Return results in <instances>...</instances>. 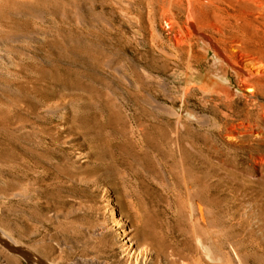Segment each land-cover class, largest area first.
I'll list each match as a JSON object with an SVG mask.
<instances>
[{"label": "rangeland", "instance_id": "rangeland-1", "mask_svg": "<svg viewBox=\"0 0 264 264\" xmlns=\"http://www.w3.org/2000/svg\"><path fill=\"white\" fill-rule=\"evenodd\" d=\"M0 2V192L14 186L17 176L27 188L23 198L0 197V239L28 246L57 264H121L115 233L96 232L106 220V191L143 244L150 240L142 233L145 218L137 200L135 208L130 202L133 189L141 197L146 183L161 193V206L173 219L172 200L181 184L172 171L189 179L190 163L205 156L210 172H252L258 144L264 150V137L253 129L254 99L249 92L228 98L203 88L200 72L211 66V55L194 42V32L195 39L188 35L187 20L192 14L202 29L236 45L235 57L254 68L259 43L253 41L252 24L264 25V0H129L124 13L103 0ZM130 15L137 20L128 21ZM224 78L232 88L239 85L231 68ZM107 101L122 107L130 120L126 128L146 121L155 137L178 138L181 151L169 144L173 160L160 162L151 154L150 165L116 168L106 158L97 161L88 135L76 129L67 134L59 126L95 109L115 144L122 124L107 122ZM172 108L181 119L166 114ZM15 137L24 160L17 169ZM141 199L147 202L146 196ZM213 236L216 244L225 238L222 231ZM241 254L247 260L243 249Z\"/></svg>", "mask_w": 264, "mask_h": 264}, {"label": "bare ground", "instance_id": "bare-ground-1", "mask_svg": "<svg viewBox=\"0 0 264 264\" xmlns=\"http://www.w3.org/2000/svg\"><path fill=\"white\" fill-rule=\"evenodd\" d=\"M103 2L114 5L122 13H124L125 7L130 4L129 0H103ZM4 3L7 4V2ZM194 17L195 16L191 14L188 20L186 19L188 28L187 33L191 38H196L194 42L197 46L208 55H211L208 61L212 63L211 66L204 68L203 73L200 72V78L203 80V88L214 92L217 90V92H222L223 96H227L228 98H240V96H243L239 94L240 92H249L254 99V109L251 111L254 116V133H256L258 137H264V25L257 23V21H252V25L256 28V35L254 37H257V40L255 41L254 39L253 41L255 44L258 42L260 45L258 44L256 47L257 55L254 58L256 66L250 68L243 65L241 60L238 59L239 57H235L236 45L224 43L225 41L223 42L221 39H218L215 34L205 31L204 27L202 29V26ZM260 17L264 16L261 14ZM136 20V16L130 15V20L128 21L135 22ZM78 22L80 23L79 20ZM249 26L251 27V25ZM193 32L196 35L195 38ZM203 57H205V54ZM228 68L234 71L238 79L239 85L237 87L232 88L224 78V73L227 72ZM237 94L239 95L237 96ZM116 102L117 101H115V103ZM115 103L107 101L103 105V112L107 115L108 119L107 122L110 125L114 123L122 124L121 134L117 133L121 135L120 139L118 138L119 140H117L118 142L115 141V144L112 142L114 138L111 139L106 133V127L103 124L104 122H101L100 115L97 113L98 110L95 112L94 108L93 111L90 109L91 111L82 112L83 114L81 116L77 115L78 118L74 121L65 120L64 123H61L59 128L66 132H71L76 129L79 133L82 132L86 134V136L88 135L91 142H94L97 147L95 151L97 161H103V159L106 158L108 163L114 167L118 165L130 167L133 166L135 162L150 165L155 162L151 154L156 156L160 162H169V160H173L174 158L173 150L167 148L169 144H172V147L177 149V151H181L180 147H178L180 144L178 138L173 140L172 137H155L149 130L147 131L146 121H143L144 123H137L138 125L135 128H126L130 120L126 122L124 118L126 116L123 117L122 115L124 112L121 113L119 110L122 107L119 108L120 105L118 104L119 106L117 105V108ZM161 106L159 105L157 107L160 108ZM44 108L46 111H51V109L47 107V104H44ZM136 108H138V106ZM163 108L160 109L162 110ZM166 111L167 115L169 113L181 119V114L173 108ZM135 112L137 113V111ZM63 115L65 116L66 114ZM64 116L61 117L63 118ZM131 119L135 121L132 116ZM202 120L203 119L200 118L198 121ZM130 125L131 124H129V126ZM108 131L110 134V129ZM110 136H112V133ZM18 140L19 139H16V137L14 138L13 147L14 166L16 169L20 168L23 164L22 162H24L21 156V149H23V146L20 143L21 141L19 140V142ZM100 145H104L103 149ZM262 145L261 143L258 144L259 152L255 158L253 170L252 172H247V174H244L246 172L243 173L240 170H236L231 175L228 172L224 174L210 172L205 156L202 157L200 161L193 160L190 163V166L192 165V173L189 179H187L188 177L186 178L185 173L179 177V171H172L173 175L178 178V180L180 178L181 184L177 186V190H175L177 192H175L174 200H172V204L176 211V216L173 217V219L168 218L165 208L161 206L164 201V197L161 193L155 192L152 187L142 182L144 185L141 187H144L143 190H141L143 194H141L146 196V202L141 199L142 195L140 197L137 189H133L128 195L130 196L131 204L134 200H137L136 202L142 210V216H144L145 221L143 223V232H141L150 240L148 243H137L135 236L132 234L130 224L127 219L120 214L114 196L108 191L105 192L106 206L104 208V215L106 220L104 224L98 226L96 232H98V234H102L106 231L115 233L118 250L117 258L121 264L264 263V150L261 147ZM105 146L107 148H105ZM30 168L31 166L29 169ZM181 172L183 171L181 170ZM17 178L18 180L14 182V186L0 192V197L10 199L23 198L26 196L25 191L27 188L25 187V189L21 184V178L19 176H17ZM28 194L30 195V193ZM169 204H171V201ZM135 206L138 207L136 204L133 207L135 208ZM130 211L133 210L131 209ZM135 211L137 212L136 214L139 215L140 212L137 209ZM216 212L219 214L218 219L214 217ZM137 222L138 221H136V223ZM220 231L225 235V238L218 241L219 243L216 244L214 240H212L214 237L213 235L218 234ZM0 240L4 246L0 249V264H23V261L27 264H57L55 261L37 254L28 246L17 244L12 240H9V242L3 241L2 239ZM227 247H229L230 251L227 250ZM242 249L248 255L247 260L242 257ZM249 252L255 254L259 253V255H249ZM105 264H109L108 261L105 262Z\"/></svg>", "mask_w": 264, "mask_h": 264}]
</instances>
